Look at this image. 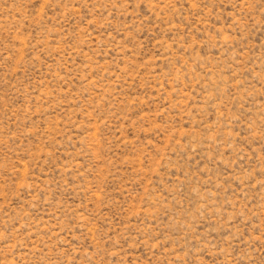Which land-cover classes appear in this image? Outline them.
I'll list each match as a JSON object with an SVG mask.
<instances>
[{
	"label": "rangeland",
	"instance_id": "1",
	"mask_svg": "<svg viewBox=\"0 0 264 264\" xmlns=\"http://www.w3.org/2000/svg\"><path fill=\"white\" fill-rule=\"evenodd\" d=\"M0 264H264V0H0Z\"/></svg>",
	"mask_w": 264,
	"mask_h": 264
}]
</instances>
